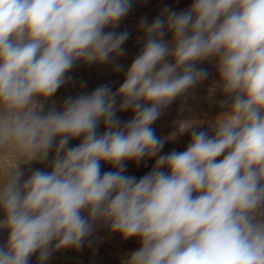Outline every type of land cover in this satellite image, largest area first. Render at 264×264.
<instances>
[{
	"label": "clouds",
	"instance_id": "clouds-1",
	"mask_svg": "<svg viewBox=\"0 0 264 264\" xmlns=\"http://www.w3.org/2000/svg\"><path fill=\"white\" fill-rule=\"evenodd\" d=\"M133 3L0 0V155L13 162L0 173V230L8 233L0 264H29L34 254L46 264L101 226L139 240L123 264H264V0H192L151 23L141 18L143 47L116 92L103 84L44 111L77 62L124 55L130 33L106 29L118 28ZM205 61L225 96L214 134L184 121L186 149L158 155L165 141L152 125L207 79L197 67ZM128 110L122 122L117 113ZM53 152L50 172L24 178L19 162L43 163ZM157 156L141 178L124 174L126 161ZM101 162L115 171L102 173Z\"/></svg>",
	"mask_w": 264,
	"mask_h": 264
},
{
	"label": "rangeland",
	"instance_id": "rangeland-1",
	"mask_svg": "<svg viewBox=\"0 0 264 264\" xmlns=\"http://www.w3.org/2000/svg\"><path fill=\"white\" fill-rule=\"evenodd\" d=\"M191 3L192 0H134L133 7L119 23L118 28L106 29V31H128L130 33L129 38L122 45L125 49L124 55L116 58L111 63L103 65L95 63L88 65L77 62L76 66L67 73V76L71 79L62 85L52 97L44 101V111L47 112L53 108L59 111L64 100L68 97H77L85 93L90 94L103 84L110 85L112 91L116 92L123 83L128 67L143 47V44L138 42V38L143 36V33L138 30L141 18L147 17V22L151 23L165 7L181 11L188 9ZM165 39H171V34L166 35ZM115 65H120L121 70L116 71ZM197 67L207 69L209 73L207 79L176 98L162 111L160 117L152 125L155 134L165 141L158 155H164L173 150L182 152L186 149L190 142L192 129L181 132L180 125L184 121H196L198 124L194 127L197 131H207L210 136L214 134L210 125L217 114L224 110L220 107V102L225 99V96L219 88L215 87L219 76L214 62H201L197 64ZM132 116L131 110L117 113V117L122 122H127ZM104 130V125L101 123L97 132L102 134ZM81 139L71 140L69 146H77ZM56 142L58 143V139ZM53 154L54 152L50 153L48 160L43 163L38 161L19 162V168L25 173L24 178L26 179L35 169L50 172L49 163ZM157 158L158 156L144 159L139 164L134 161H126L124 174L139 179L151 171ZM12 163L10 155H0V173L11 167ZM107 171H115V169L112 165L101 162V172ZM7 235L6 230H0V246L6 243ZM139 246L138 239H123L119 234L109 232L107 226H101L98 227L93 236L85 241L84 246L79 250L65 249L57 251L53 253L46 264H123L127 255L137 250ZM29 264H37V254L30 258Z\"/></svg>",
	"mask_w": 264,
	"mask_h": 264
}]
</instances>
